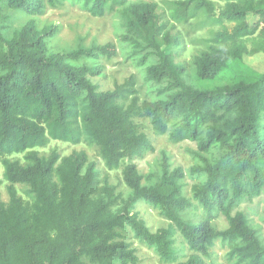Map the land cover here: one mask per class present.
<instances>
[{
  "label": "trees",
  "instance_id": "trees-1",
  "mask_svg": "<svg viewBox=\"0 0 264 264\" xmlns=\"http://www.w3.org/2000/svg\"><path fill=\"white\" fill-rule=\"evenodd\" d=\"M68 1L96 17L120 14L121 42L131 57L140 56L145 82L157 87L160 99L141 101L135 75L113 91H99L91 78L102 67L73 65L116 57L114 43L51 48L59 28H41L37 20ZM216 2L224 7L217 10ZM7 11L30 20L12 30ZM201 15L196 29L222 30L194 57L191 75L177 62L184 44L178 26ZM253 38L248 49L244 41ZM257 54H264V0H172L168 10L130 0H0V185L2 175L9 195L8 202L0 196V264H139L125 241L127 229L163 264H215L217 242L229 247L230 264H264V238L252 212L241 210L264 198V73L252 82L217 85L231 61ZM137 119L149 120L155 135L174 144H196L190 175L199 182L190 198L184 171H171L167 158L160 177L140 174L135 160L154 146ZM51 141L98 147L109 171L122 168L129 196L102 178L86 152L35 151ZM23 154L24 162L8 159ZM139 203L168 227L152 232L135 212ZM220 218L227 229L215 227ZM178 234L190 252L184 260Z\"/></svg>",
  "mask_w": 264,
  "mask_h": 264
},
{
  "label": "rangeland",
  "instance_id": "rangeland-1",
  "mask_svg": "<svg viewBox=\"0 0 264 264\" xmlns=\"http://www.w3.org/2000/svg\"><path fill=\"white\" fill-rule=\"evenodd\" d=\"M132 2H153L157 3L160 8L168 10L169 2L172 0H130ZM224 7V3L216 2L217 10ZM6 15L9 17L8 21L11 22L12 30L20 29L24 26L30 18L17 12L7 11ZM120 14L117 12H109L102 17H96L83 10L79 4L66 2L63 8H48L46 13L39 17L37 22L41 28L46 26H56L59 28L57 36L51 41V48L54 51H70L78 47H91L93 45H105L107 43H114L117 48V56L112 59L100 58L98 60L84 59L79 63L73 65H88L102 67V74L91 78L93 84L98 86L99 91H113L117 84H123L130 76L137 77V88L139 90V97L141 101H155L160 99L157 95V87L151 83L145 82V66L139 64V58L131 57L128 48L121 42L120 36L123 34L121 28ZM205 19L204 15L191 20L186 25L178 26V30L184 37L183 50L180 52L177 62L185 65L190 74H193L192 62L195 56L201 51L207 50L210 45L212 33L222 30L221 26H206L204 28H195L196 23ZM251 20V18H250ZM230 29L234 24L226 23ZM255 38L247 39L244 41L248 49L254 46ZM264 73V54H257L254 56H244L242 61H231L226 70L225 79L217 85L228 84L231 80H242L252 82L261 74ZM139 130L145 133L151 140L154 146V152L147 154L143 159L135 160L138 165L140 174L145 178L152 175L156 177L161 176L162 165L164 158H167L170 165V170L181 168L184 171L185 179L182 181L184 184L185 194L190 198L192 196V189L199 179L192 178L190 170L197 163L195 153L197 146L192 142H183L174 144L170 141L168 135L158 136L155 135L152 126L147 119H137L135 121ZM35 151L39 152L42 156H49L53 151H56L61 157H67L75 152H86L89 161L97 164V169L101 173L103 179L107 178L109 182L117 187V191L126 199L130 190L123 181L122 168L114 171H109L99 154V148L90 146L86 143L80 145H72L68 143L51 141L45 148H36ZM9 160H20L24 162L23 155H13L8 157ZM3 173V169L1 170ZM155 177V179H156ZM2 184L0 185V196L4 202L9 201L7 192L8 182L5 181L1 175ZM145 183V180H144ZM19 194L28 199L23 192L21 186H16ZM249 210L252 212L251 218L256 229L264 238V198L256 199L252 204L245 203L242 205L241 210ZM135 212L139 214L151 229L156 232L159 229L167 228L169 222L162 218L159 213L151 206L145 203H139L135 207ZM192 217V215H191ZM215 227L218 230H225L228 228V223L224 218H220L215 222ZM125 241L128 242L133 249L137 251L139 264H163L159 256L145 244L139 242L134 234L129 230L123 231ZM176 249L178 250L181 258L184 260L190 254L182 239L177 235ZM229 247L217 242L213 248V260L215 264H230L227 261V253ZM87 264L90 263L85 260Z\"/></svg>",
  "mask_w": 264,
  "mask_h": 264
}]
</instances>
